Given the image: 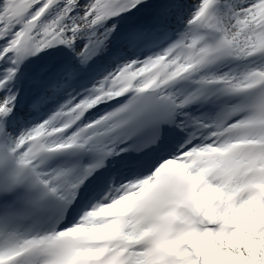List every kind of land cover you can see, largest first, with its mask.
<instances>
[{
  "label": "snow or ice",
  "instance_id": "obj_1",
  "mask_svg": "<svg viewBox=\"0 0 264 264\" xmlns=\"http://www.w3.org/2000/svg\"><path fill=\"white\" fill-rule=\"evenodd\" d=\"M0 264H264V0H0Z\"/></svg>",
  "mask_w": 264,
  "mask_h": 264
}]
</instances>
